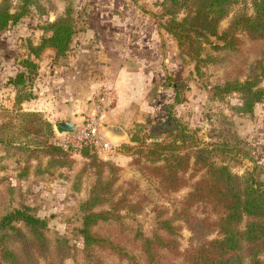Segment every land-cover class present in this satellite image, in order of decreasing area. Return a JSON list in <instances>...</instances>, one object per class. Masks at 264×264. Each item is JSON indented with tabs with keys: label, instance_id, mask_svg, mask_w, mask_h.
Listing matches in <instances>:
<instances>
[{
	"label": "rangeland",
	"instance_id": "obj_1",
	"mask_svg": "<svg viewBox=\"0 0 264 264\" xmlns=\"http://www.w3.org/2000/svg\"><path fill=\"white\" fill-rule=\"evenodd\" d=\"M166 2L0 0L11 13L21 14L15 25L0 32V141L15 144L10 149L0 142V223L22 207L45 223L42 245L22 222L0 227V264H11L8 252L19 264H154L143 252V241L157 235L170 239L157 229L163 219L176 227V251L183 252L191 233L181 219L186 208L180 209L181 203L206 173L193 165L197 149H209L211 161L226 166L233 175L251 174L264 183V96L251 112H243V95L226 91L246 81L264 91V33L263 39H253L236 32L231 48L211 38L197 58L190 48L180 49L162 29L168 19ZM251 2L236 0L217 32L228 30L238 15L252 16ZM65 14L74 23L72 39L85 28L102 33L97 43L115 32L114 40L130 48L135 62L128 69L131 81L124 95L114 93L109 109L103 111L94 96L93 116L78 110L70 117L82 128L92 120L103 123V114L117 115L120 123L115 125L127 132L130 142H110L111 149L105 153L89 144L87 149L58 146L64 137L58 138L53 128V137L47 139L45 124L52 127L55 116L49 122L34 112L41 115L33 125L40 133L23 131L30 120L25 113L32 111L21 104L28 96L33 98L35 84L27 78L18 83L22 61L40 43L47 25ZM45 57L33 58L38 68L44 66ZM58 62L67 67L68 54ZM175 95L180 99L176 105ZM45 140L58 151L34 156L43 149L33 151L30 143ZM172 155L189 157L188 168L176 175L170 169L156 172ZM173 178L180 182L174 184ZM93 196L97 204L86 210L84 203ZM87 211L106 216L91 227L96 240L86 246L80 231ZM215 237L214 232L207 239ZM153 253L163 263L178 260L175 252L165 249ZM258 259L264 261V251Z\"/></svg>",
	"mask_w": 264,
	"mask_h": 264
},
{
	"label": "trees",
	"instance_id": "obj_2",
	"mask_svg": "<svg viewBox=\"0 0 264 264\" xmlns=\"http://www.w3.org/2000/svg\"><path fill=\"white\" fill-rule=\"evenodd\" d=\"M235 3L236 0H167L164 13L168 19L161 26L165 33L176 41L180 49L190 48L192 55L197 58L203 48L202 45L209 44L211 38L222 42L225 48L233 47L236 32L245 33L253 39H263L264 0H252V16L238 15L233 19L228 30L221 34L217 32L220 22L229 15ZM20 18V13H11L8 6L0 5V32L9 25H15ZM44 33L40 43L32 47L28 57L22 61L24 71L17 75L18 83H23L26 78L31 82L35 81L38 65L33 58L37 59L46 49L55 51L54 63L59 64L60 59H67L69 46L75 33L72 18L68 14L59 17L47 25ZM226 91L243 95L241 109L243 112H251L252 107L264 96V91L250 81L243 84L236 83ZM31 99L32 97L28 96L24 100ZM179 103L180 99L175 95L174 105ZM25 115L30 117V120L27 129L23 130L24 133L38 135L40 130L35 129L33 125L38 123L41 115L34 112L25 113ZM45 127L49 132L47 139H51L53 137L51 124L47 122ZM179 139L181 141L182 137L180 136ZM0 142L3 146L8 145L10 149H13L11 145H15L5 140ZM30 144L33 145V151L43 149L34 153L36 157L40 154L52 156L58 151L48 140L42 144L33 142ZM88 147L85 145L82 148ZM85 151L82 150L84 155ZM164 161L165 165L156 169V172L170 169L173 170V175H176L178 171L188 168L189 157L172 155L170 159ZM193 165L199 170L206 169V173L194 184L192 192L181 203L180 209L186 207L181 219L191 233L189 247L183 252L176 251L178 250V231L173 223L163 219L157 223V229L168 235L170 239L157 235L152 241L147 239L143 241V252L149 262L154 264H246L244 260L248 259L247 264H264V261L258 259L264 251V183L251 174L238 177L233 175L226 166H217L211 161L209 149H197L194 152ZM172 182L177 184L180 179L173 178ZM95 204L97 202L93 196L84 203V207L87 210ZM105 216L106 214L103 213L96 214L89 211L84 215L80 232L86 246L96 240L91 235V227L99 220H105ZM14 222H22L29 228L34 240L38 241V245L44 243L42 232L45 223L31 215L27 208L22 207L5 215L0 227H10ZM214 232L216 237L207 239ZM159 249L175 252L178 256H176L177 262L163 263L159 258L154 259L153 250ZM6 256H10L11 264H19L16 256L11 252L6 253Z\"/></svg>",
	"mask_w": 264,
	"mask_h": 264
},
{
	"label": "crops",
	"instance_id": "obj_3",
	"mask_svg": "<svg viewBox=\"0 0 264 264\" xmlns=\"http://www.w3.org/2000/svg\"><path fill=\"white\" fill-rule=\"evenodd\" d=\"M101 34L94 28L75 34L67 53V67L54 63L53 49L44 50L41 59L46 54L48 57L44 59V66L39 64L33 98L21 104L22 108L42 113L49 122L55 116L56 123H72L70 117L80 110L95 114L93 97L100 89L108 88L122 97L131 81L128 69L135 62L131 61L130 48L114 40L115 32L107 41L97 43L95 39ZM102 119L106 124L120 123L114 112L103 114Z\"/></svg>",
	"mask_w": 264,
	"mask_h": 264
},
{
	"label": "built area",
	"instance_id": "obj_4",
	"mask_svg": "<svg viewBox=\"0 0 264 264\" xmlns=\"http://www.w3.org/2000/svg\"><path fill=\"white\" fill-rule=\"evenodd\" d=\"M114 93L108 89H100L96 93V99L99 106L103 109H109L114 101ZM102 116V115H101ZM102 118V117H101ZM58 146L67 147L89 144L101 152H108L111 149V143L107 140L104 133L99 128V121H90L85 127L77 129L56 143Z\"/></svg>",
	"mask_w": 264,
	"mask_h": 264
},
{
	"label": "water",
	"instance_id": "obj_5",
	"mask_svg": "<svg viewBox=\"0 0 264 264\" xmlns=\"http://www.w3.org/2000/svg\"><path fill=\"white\" fill-rule=\"evenodd\" d=\"M52 128L54 134L58 138H62L70 134H73L79 128V125L72 124L68 121H61L53 124ZM99 128L104 133L105 137L109 142H121V141H125L127 143L130 142L127 132L118 125L100 123Z\"/></svg>",
	"mask_w": 264,
	"mask_h": 264
}]
</instances>
